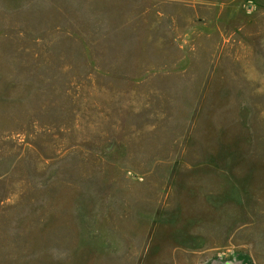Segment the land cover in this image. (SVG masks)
<instances>
[{
	"label": "rangeland",
	"instance_id": "374dc122",
	"mask_svg": "<svg viewBox=\"0 0 264 264\" xmlns=\"http://www.w3.org/2000/svg\"><path fill=\"white\" fill-rule=\"evenodd\" d=\"M264 264V0H0V264Z\"/></svg>",
	"mask_w": 264,
	"mask_h": 264
},
{
	"label": "flooded vegetation",
	"instance_id": "af4514ba",
	"mask_svg": "<svg viewBox=\"0 0 264 264\" xmlns=\"http://www.w3.org/2000/svg\"><path fill=\"white\" fill-rule=\"evenodd\" d=\"M226 264V263H225Z\"/></svg>",
	"mask_w": 264,
	"mask_h": 264
}]
</instances>
